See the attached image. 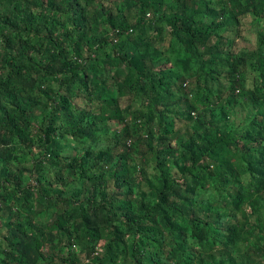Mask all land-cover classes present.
Listing matches in <instances>:
<instances>
[{
  "label": "trees",
  "instance_id": "16d2710c",
  "mask_svg": "<svg viewBox=\"0 0 264 264\" xmlns=\"http://www.w3.org/2000/svg\"><path fill=\"white\" fill-rule=\"evenodd\" d=\"M0 264H264V0H0Z\"/></svg>",
  "mask_w": 264,
  "mask_h": 264
},
{
  "label": "rangeland",
  "instance_id": "374dc122",
  "mask_svg": "<svg viewBox=\"0 0 264 264\" xmlns=\"http://www.w3.org/2000/svg\"><path fill=\"white\" fill-rule=\"evenodd\" d=\"M245 40H246V43H243V44H245V46H250V45L253 44V42H254V36L251 33V29L249 31H246V33H245Z\"/></svg>",
  "mask_w": 264,
  "mask_h": 264
}]
</instances>
